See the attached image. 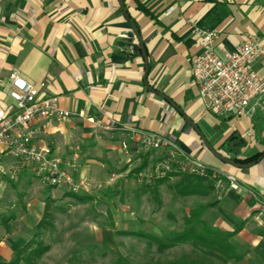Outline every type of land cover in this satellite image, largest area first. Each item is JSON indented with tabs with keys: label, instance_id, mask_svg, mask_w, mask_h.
<instances>
[{
	"label": "crops",
	"instance_id": "1",
	"mask_svg": "<svg viewBox=\"0 0 264 264\" xmlns=\"http://www.w3.org/2000/svg\"><path fill=\"white\" fill-rule=\"evenodd\" d=\"M123 3L125 9L120 0H0V107H16L9 90L10 75L17 71L41 97H57L58 105L72 112L63 120L35 121L34 142L63 158L67 171L76 168L77 180L89 187L85 196L106 189L124 200L152 196L155 185L149 188L137 180L136 188L121 191L129 179L131 158H161L154 151L137 150L142 133L157 134L193 158L235 175L242 188L225 186L220 199L207 181L188 195L180 194L175 186L183 175H175L180 179L176 185L169 178L157 183V191L162 193L163 185H168L178 205H189L186 213L210 204L205 213L209 224L234 233L231 242L243 255L237 261L193 244L215 263L264 264V94L240 117L209 111L192 76L200 46L189 21L219 31L220 52L232 51L248 38L264 47V0ZM131 21L148 54L147 78L143 53L134 49L137 37L126 36ZM256 68L264 69V55ZM124 138L131 145L130 155L123 148ZM206 142L233 160L263 155L252 166L237 168L219 160ZM34 175L35 182H43ZM45 187L46 199L70 193ZM8 226L12 227L10 221L0 222V261L11 260L27 243L17 241Z\"/></svg>",
	"mask_w": 264,
	"mask_h": 264
},
{
	"label": "rangeland",
	"instance_id": "2",
	"mask_svg": "<svg viewBox=\"0 0 264 264\" xmlns=\"http://www.w3.org/2000/svg\"><path fill=\"white\" fill-rule=\"evenodd\" d=\"M131 159L129 179L121 191L136 188L137 181L148 186L139 179L140 173L147 166L155 169L162 161V158ZM146 159L147 164L144 163ZM34 174L30 169L25 177H0L6 178L0 184V222L11 218L13 237L17 241L25 243L34 239L33 248L35 242L47 247L36 264H171L184 260L217 264L193 244L160 251L155 241L140 236V232L161 236L184 230V217L188 214L185 208L189 205L186 202L178 205L174 191L166 184L162 193L153 189L152 196L137 200H124L126 198L115 195L113 189H106L99 195L94 193L83 201L59 192L51 205L49 223L39 231L36 225L43 216L44 192L48 189L44 182H35ZM175 175L161 180L169 178L171 184L176 185L180 179ZM214 189L218 198L220 191L216 184ZM112 221L115 229L111 227Z\"/></svg>",
	"mask_w": 264,
	"mask_h": 264
},
{
	"label": "built area",
	"instance_id": "3",
	"mask_svg": "<svg viewBox=\"0 0 264 264\" xmlns=\"http://www.w3.org/2000/svg\"><path fill=\"white\" fill-rule=\"evenodd\" d=\"M189 21L194 24L193 38L200 46L192 63V76L206 107L220 116L245 115L251 103L264 94V69L256 68V62L264 55V47L248 38L234 50L220 52L217 47L219 31ZM9 95L16 107L14 110L0 107V177L17 178L22 171L33 169L48 186L65 188L74 194L89 192L88 184L75 177V167L74 171H67L63 158L50 148H38L34 142L35 121L63 120L72 112L61 108L57 97H41L39 90L17 71L10 75ZM122 145L130 155L131 145L126 138ZM137 150L154 151L162 158L155 169L147 166L140 173L139 179L148 185L176 174L213 179L220 191L219 199L225 186L232 190L242 188L235 175L193 158L176 143L157 134L142 133ZM6 158H13L14 162L8 164Z\"/></svg>",
	"mask_w": 264,
	"mask_h": 264
},
{
	"label": "trees",
	"instance_id": "4",
	"mask_svg": "<svg viewBox=\"0 0 264 264\" xmlns=\"http://www.w3.org/2000/svg\"><path fill=\"white\" fill-rule=\"evenodd\" d=\"M144 9V8H143ZM133 149V147H132ZM136 149V148H135ZM263 154L255 155L253 158L249 159H236L242 162L256 161ZM147 159L145 160V164H147ZM162 180H158L154 184L148 185L149 188L156 189L159 182ZM207 181L210 187H214L215 181L210 178H202L198 176H189L183 175V178L180 182L175 186L176 191L182 195H188L192 193L197 187L203 185V182ZM50 188H52L50 186ZM71 196L77 198L80 201L86 200L89 196H85L83 194H74L72 192L69 193ZM157 195V194H156ZM158 199V196H156ZM54 202V198L51 196L47 197L45 211L42 219L37 224V228L39 231L41 228L46 226L49 221L47 218L51 213V205ZM210 204L200 205L196 208H193L189 211V213L184 217L185 227L184 230L178 232H170L165 233L161 236L150 234L148 232H140V236L148 238L150 241H155L158 244L160 251H166L168 249H172L181 244H197L202 247H205L211 251L217 252L227 259L230 260H240L243 255L238 252L237 246L231 242V238L234 236L233 232H228L221 230L219 228L213 227L209 222L205 219V213L207 209L210 207ZM11 218H7L6 221H10ZM111 227L113 229L116 228L115 222L112 221ZM7 230L11 231V227L8 226ZM120 233H124L121 231ZM34 239L28 241L21 249H19L15 255L9 261H0V264H36L37 260L43 255V253L47 250V247H42L41 244H37L35 242V248H33ZM171 264H213L211 262H206L204 260H184L179 262H174Z\"/></svg>",
	"mask_w": 264,
	"mask_h": 264
},
{
	"label": "water",
	"instance_id": "5",
	"mask_svg": "<svg viewBox=\"0 0 264 264\" xmlns=\"http://www.w3.org/2000/svg\"><path fill=\"white\" fill-rule=\"evenodd\" d=\"M120 3H121V6L123 9H125V6H124V3H123V0H120ZM131 24H132V30L127 32L126 36L131 38H133V36L135 35L138 39V44L134 46V49L135 50H138L140 49L143 53V56H144V59H145V62H146V73H145V77L147 78L148 76V73H149V59H148V54H147V51H146V48H145V44H144V41H143V38L141 36V33H140V30L139 28L135 25V23L133 21H131ZM209 150L219 159L221 160L222 162H224L225 164H228V165H231V166H234V167H237V168H247V167H250L252 166L254 162H250V163H240V162H237L236 160H233V159H230V158H227L225 156H223L222 154H220L219 152H217L212 146H210L207 142H206Z\"/></svg>",
	"mask_w": 264,
	"mask_h": 264
}]
</instances>
